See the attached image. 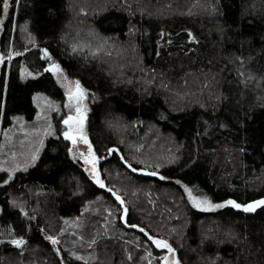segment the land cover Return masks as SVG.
<instances>
[{"label":"trees","instance_id":"obj_1","mask_svg":"<svg viewBox=\"0 0 264 264\" xmlns=\"http://www.w3.org/2000/svg\"><path fill=\"white\" fill-rule=\"evenodd\" d=\"M0 54V134L33 122L37 97L59 129L26 125L18 146L0 135V264H153L151 236L172 243L182 264H264V206L201 210L183 187L214 202L264 197V0H9ZM53 61L89 90L86 131L105 188L67 153ZM41 136L38 164L16 168ZM19 195L25 204L13 206ZM20 235L25 244H11Z\"/></svg>","mask_w":264,"mask_h":264},{"label":"snow or ice","instance_id":"obj_2","mask_svg":"<svg viewBox=\"0 0 264 264\" xmlns=\"http://www.w3.org/2000/svg\"><path fill=\"white\" fill-rule=\"evenodd\" d=\"M2 11L7 13L9 10V0H2ZM207 7V6H206ZM212 11H216L215 5H211ZM189 39H195V36H189ZM73 50H79V45H74ZM100 49H94L95 52H98ZM27 51V49H25ZM17 53L12 51L11 55L7 57V59H11L12 56H16ZM42 55L48 56L49 51L47 48L43 49ZM3 54H0V60H3ZM48 69L51 70L52 73L56 75V79L64 83L66 88L65 95L67 96V100L64 102V107L68 108V113L63 117L62 124L65 126L63 130V137L66 141H71L72 147H67V153L72 155L74 160H82L83 164L81 167L83 170L88 174L90 177V181L94 182V185H99L101 188L107 187L105 180L101 176V169L98 167V162L102 159L100 156L97 155L96 150L93 147L92 141L89 139L88 133L85 130V122L88 119V106L85 103L86 98L89 95V90L86 89L83 84L81 83L80 79H75L74 82L69 81L68 77L62 76L61 74L64 73V69L58 62L53 61L52 63L48 64ZM39 72H29L28 75H39ZM94 95V94H93ZM51 105H48L44 110V118L48 123L42 129L38 131H43L44 136H56L58 134V127L54 128L52 123L50 122L48 116V108ZM59 108V106H57ZM110 125L113 124V121H109ZM115 126H119L116 123ZM44 136H41L38 141H36V146L32 149V151L26 155L23 162H18L16 164V168H24L27 169L30 165H37L38 162L41 160V149L44 148ZM82 141L84 145L87 146V151L80 150L75 146ZM67 146V145H66ZM119 149L116 148L115 145L106 149V152L112 154L114 152H118ZM13 155H15L13 153ZM123 160V163L127 165L129 169L133 168V164L129 162L127 159H124L123 156L120 157ZM171 162V161H169ZM156 171L153 172L155 176H161V172L158 170L163 167L160 163H155L153 165ZM16 168H9V173L15 172ZM137 172H146L148 171L147 168L144 167H137L135 168ZM12 179V176L9 175L7 180H3L2 183L7 184L9 180ZM184 190L188 194V199L191 204L198 209L201 208H221L225 205H232L237 209H243L245 211L254 212L257 207L264 206V197H259L257 199H253L247 203H240L236 199L229 197L228 199L223 200L222 202H214L209 196L207 195H194L193 189L189 187L188 184L183 185ZM79 187L77 191H80ZM108 191L115 197L116 201H119L120 205H125V201L121 195L117 192H114L111 188ZM13 203H16L15 200ZM24 211L23 209H21ZM124 216L121 219L125 220L127 223L126 215L128 213V208L125 206L123 208ZM135 227H141L139 224L135 225ZM143 231H147V229H143ZM175 231V229H173ZM53 244L57 243V236L52 235L47 237ZM151 241L156 245L157 248L167 249V252L161 257L163 260V264H182L181 259L176 256L177 249L170 243L167 239L161 238L159 236H151ZM26 242V238L23 235L16 236L11 239V244L16 246L24 245ZM139 247V245H138ZM59 252V249L56 250ZM71 255L77 256L79 259H84L83 256H80L78 252H72ZM219 253H217V257H219ZM95 259V257H92ZM129 258H131V254H129Z\"/></svg>","mask_w":264,"mask_h":264},{"label":"rangeland","instance_id":"obj_3","mask_svg":"<svg viewBox=\"0 0 264 264\" xmlns=\"http://www.w3.org/2000/svg\"><path fill=\"white\" fill-rule=\"evenodd\" d=\"M62 75V74H61ZM56 76V75H55ZM68 80L69 81H72L73 82V80H71V79H69L68 78ZM59 83L61 84V86L63 87V90H64V92L66 91V88H65V86H64V83L63 82H61V81H59ZM67 100V96H66V99H65V101ZM45 97H37L36 98V103L38 104V103H41V107L40 106H38L39 108H38V113H37V117H36V119L33 121V122H23V121H15L14 122V124H13V126L12 127H10L9 129H5V130H2L1 131V137H4V138H10V140L14 143V145H16V146H18V143H19V141H20V139H23V137H25L26 135H29L30 133H29V131H27V133H29V134H27L26 132H25V127H26V125H28V126H30V127H32L33 128V130L31 131V133H33L34 134V132H36V130L37 129H39V128H43V127H45L46 126V124L48 123V121H46L45 120V118H44V110H45V108H46V103H45ZM64 101V102H65ZM85 103L87 104V106H88V97L86 98V100H85ZM40 105V104H39ZM55 108V107H54ZM63 111H65V114L67 115V113H68V108H66V107H64V103H63ZM60 110H58V112H59ZM57 112V111H56ZM64 117V116H63ZM50 119V118H49ZM62 120H63V118H61V122H60V124H61V126H60V133H61V136L63 137V135H62V133H63V130H64V125L62 124ZM51 122V121H50ZM28 130V129H27ZM85 130H86V122H85ZM42 135H44V133L42 132ZM64 138V137H63ZM65 139V138H64ZM69 142V144H70V147H72L73 145L71 144V141H68ZM76 148H78V149H80V150H83V151H87V146L86 145H84L83 144V142L82 141H80L76 146H75ZM3 150H4V148H3ZM72 156V155H71ZM18 157V156H17ZM9 158V157H8ZM9 159H11V158H9ZM11 160H13V159H11ZM82 161V160H81ZM83 162V161H82ZM185 191V190H184ZM185 194H186V197H187V199H188V194H187V192L185 191ZM193 194L194 195H197V196H200L201 194H199V193H195V192H193ZM15 200V202L16 203H13V201ZM188 201H189V199H188ZM189 203L191 204V202L189 201ZM11 204L13 205V206H17V207H22L24 204H25V200L23 199V197L21 196V195H19L18 197H13V199L11 200ZM192 205V204H191ZM198 209V208H197ZM215 209H217V208H215ZM215 209H209V208H201V210H215ZM66 224H67V228H69L70 226H71V228L73 227V228H77V226H78V224H77V222H76V220H68V222H66ZM161 238H163V237H161ZM165 239V238H164ZM150 241H151V239H150ZM152 242V241H151ZM152 244H153V246L155 247V248H157L156 247V245L152 242ZM158 250H159V254L156 256V257H158V260H157V262L155 263H153V264H161V257L167 252V249H161V248H157Z\"/></svg>","mask_w":264,"mask_h":264},{"label":"water","instance_id":"obj_4","mask_svg":"<svg viewBox=\"0 0 264 264\" xmlns=\"http://www.w3.org/2000/svg\"><path fill=\"white\" fill-rule=\"evenodd\" d=\"M141 173H144V172H141ZM161 264H163V260H161Z\"/></svg>","mask_w":264,"mask_h":264}]
</instances>
